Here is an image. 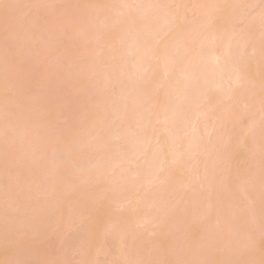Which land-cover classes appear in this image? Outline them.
<instances>
[{"label": "bare ground", "instance_id": "obj_1", "mask_svg": "<svg viewBox=\"0 0 264 264\" xmlns=\"http://www.w3.org/2000/svg\"><path fill=\"white\" fill-rule=\"evenodd\" d=\"M4 1L5 3H10L11 1L12 5H16L19 0ZM65 1L67 4L68 0H64V2ZM90 1L89 3L88 1H80L82 3H80L79 6H75L76 2L79 3L77 0H75L71 6L67 4L68 13H63L65 15L67 13V17L60 16L63 17V20L68 22V27H66L69 29L70 33L73 32L72 37H75L78 41L81 39L79 43L82 42L83 44L78 48L79 50L77 49L76 54H74L76 57H70L68 53L64 54L63 57L61 54L63 48L60 47V45L59 49H62L58 51V55L66 58V60L72 59L73 57L81 59L89 55V52L86 51L88 45L95 46L94 48H96V57L91 58V60H89V58L85 59V64L83 63L81 66L82 68L79 70L80 73L84 74L83 72H85V74L89 75L87 77V75L84 74V77L88 79L92 78L90 82L93 89L89 87L87 89L88 92L86 90L87 93L84 92L85 90L79 92L80 98L85 99V102H82V99L80 101L83 104H87L86 108L83 105H79L76 101H70L68 98V101L65 100L63 95L61 98L59 97L61 95L58 96L59 98L55 96L57 99L53 97V95H57L59 92L56 84L59 83L60 79H62L61 81L63 83H66V79L68 80L69 78L68 75L72 73V71H70L71 73L69 72V69L73 66L70 65L72 63L71 59L68 61L69 63L67 62V64L64 65L66 67L62 68L63 70L61 69L62 65L59 68L60 73L63 72L60 77V74L57 72L59 70H57L56 67L52 69L53 65L51 69H48V67L45 69L44 67H40L41 64L39 62L33 61L34 63L37 62L40 64L39 67L40 69L42 68L40 70L37 63L35 66L32 60H30L31 62L29 61L30 58H28V55L23 57L25 59L21 58L24 54L19 51V47L16 46L15 48L14 45L12 47L10 45L7 48L9 50L6 49V51V47L2 48V46H0L2 48H0V59L5 58L4 61L0 60V63H2L0 64L2 66H0V70L8 68L5 70L6 72L8 71V73L11 72L12 74L14 72V74L16 73L15 75H17V77L12 75V77L16 79L11 77L9 80L5 81L6 83L10 81L8 82L10 85L7 84L14 89V94H16V96L14 95V102L9 104L6 102L7 106H13L10 108L13 109L14 112L6 111L5 113L12 112L10 113L11 116L16 114L17 119L14 121L16 117H12L13 119L5 118L2 114V112H4L3 108H1L2 112L0 110V115H3V117L1 116L0 119L4 118L5 124L3 121H0V126L3 124L4 127L8 125L5 127V129L7 128L6 130L2 129L4 127H0V129L4 131L3 134H5H2L3 137L0 138V142L3 143L0 144V147L6 144L5 139H9L8 141H10V143L7 142L8 149L6 148V150H9L10 153L13 151L11 154L12 157L15 156L13 159H17L19 153V158L21 159L23 156L27 158L29 155V158H25L24 162L22 161L25 166H22L23 163L20 159H17L20 163L17 165V160L14 161L10 159L12 158L11 155H9L10 153L7 152L10 156L9 158L4 151V147L0 148V165H2L1 162L6 164L4 168L6 169L5 171L4 169L1 171L2 166L0 167V178L2 175L7 178L6 174H8L10 180L9 182L7 178L6 184H4L3 176L1 179L2 181H0L1 186L4 184L2 188L0 186L1 194L4 192L2 196L0 195V197H4L0 199V201L9 197L8 201L3 202L4 204L0 202V238H2L0 241L2 240L1 242L6 245L7 243L9 244L12 241L16 242L17 240V246L21 247V239L24 236L20 234L27 231L25 226L22 227L21 225H26L28 229L30 228L31 231L29 230L30 232H28L32 235H39L41 233L39 235L40 237L50 224L58 226V222H61V226L63 227L66 224L65 220H68L66 217L68 215L65 214V211L66 213L68 212L69 215L70 213L74 214L73 211L70 212L72 209H70V207H73L72 205H70V207L68 206V208L66 207L68 203L72 201V198L78 199V197L82 194L84 195L86 191L88 192L87 189L86 191L83 190V186L84 188H89L93 183L96 187L92 185L93 187L91 186L89 189H97V186H99V189H97V191L94 189L95 196H92V190L89 191H92L90 196L93 198L86 193L88 194L86 195L87 198H85L86 201L82 200V202H86V205L82 204V207L80 206L82 203L81 201L79 202L80 204H77L75 200L73 201V204L77 205H74L75 207H81V209L79 208L80 210L78 209L79 212H76V221L74 220V223L77 225L68 221L67 223L69 226L65 225L67 227H64L67 228L66 230L72 231L74 233L73 235L77 238L79 235L77 236V233L75 234L76 231L73 229H76L82 224L81 227H83L81 229L84 230L83 228L86 226V222L95 220L96 218L93 223L91 222V225L94 226V229H97V232L100 231V236L97 237L99 234L96 236L93 232V227H90L91 230H86L84 233L86 237H82V241L79 240L81 242H73L75 246L78 244L76 246L77 248L72 244V241L76 239L72 240V238L69 237L71 239H68L67 242L64 243L66 245L62 246L61 250L57 246L55 249L59 250H55L56 252L54 254L52 253L53 255L50 254L51 256L46 259L50 264H66L67 260L65 255H63V253L65 254L64 248L71 247L72 245V250L75 249L73 252L78 254L76 255L78 258L80 257V259H77L81 260L79 264H83V262H87V264H98L99 262L96 260L94 261V258L98 257V255L104 251L103 243H105L106 240L103 239V236H107L108 241L111 242V244H115L117 250L121 253L125 249V251H127V248H124L125 245L128 247L127 243L125 244V239L127 240V236L131 237V239L134 237L135 232L133 229L135 228H142V230L147 228L146 230L149 234L151 233L150 239L153 241L149 239V242L147 240L148 244L145 241L146 245H144L145 243L143 242L142 244L140 243L142 248L145 246L148 251L157 246L160 241H163L159 240V238L161 239V237H164V240H166L165 234L163 233L166 232L168 238H170V235L174 236L172 237L173 241L169 242L165 248L163 247L162 249L160 246L157 249L158 251H163V256L159 259L160 255H158L159 258L156 257V261H168L172 262V264L176 261L194 262V264H224L226 261L233 262V264H247V262L259 264L261 259H264V232L261 230L262 220H264V195H262L261 188L262 152H264V120H262L261 112V100L264 98V55H262V52H264V23H262L261 19L262 10L259 11V8H257L259 7L258 4L260 0H102V2H98L97 0L101 8L94 0L93 2L91 1L92 3ZM94 3L96 5H94ZM91 4L93 7H90ZM80 5L83 7H80ZM67 6H65L66 9ZM86 6H89L91 11L85 9L84 7ZM89 7L86 8L89 9ZM79 8H81L80 11L82 13L78 10ZM82 9L85 11L83 12ZM72 10L74 14L75 12H79V15L76 13L74 17L73 13H71ZM87 11H89V13ZM92 11L94 12L92 13ZM53 12H50L52 19L56 14ZM2 13L3 9L0 8V14L3 15ZM1 15L0 17H2ZM59 15H62L61 12ZM3 17L5 19V13ZM191 18H193V20H191ZM63 20L62 22L64 23L65 21ZM4 21L5 20H0L1 24L3 23L4 25ZM32 23L33 21L30 22L31 25ZM13 25L16 26L15 24ZM47 25L48 24L44 25V28L49 30L51 24L46 27ZM36 27L37 26H34V28ZM10 29L12 30L13 26L9 28V31ZM14 30H16L15 27ZM50 30V33L47 34L49 32L47 31L46 34L48 35V39L52 37V40L58 38L57 36L63 34L65 31L62 27L60 30L61 33L51 35L54 34L55 31L53 32L52 27ZM16 31H13V34H16ZM54 42L57 41L54 40ZM50 46L54 47L55 43L53 44L52 42ZM17 48L18 50H16ZM81 48L84 50H81ZM13 50L21 54H15L14 56V53H10V51L12 52ZM80 52L82 55L85 52V55H80ZM4 53L6 54L4 55ZM8 54L11 55H9L10 58ZM67 55L70 58H68ZM6 57H8L7 61L9 63H7ZM58 60L59 59H57V62H59ZM29 62L30 64L27 65ZM21 63L26 69L22 68ZM67 66L69 69H67ZM100 68H105V70ZM30 69L31 71H29ZM37 69L42 72L44 70L43 74H38L36 71ZM46 70L47 72H45ZM25 71H29V73L27 74ZM36 72L40 79L39 82L41 81V83L38 84V88L35 87L36 82L34 83L32 81L34 86L32 85L33 83H30V80L33 78H28L29 82L26 78L31 73L34 75L31 74V76L36 78ZM79 72L78 74H80ZM24 73L27 75H23ZM44 73L46 74L44 75ZM19 74L23 75L22 80H25L24 83L28 82L27 87L30 85V87L33 86L35 89L37 88L36 92L42 97L39 104L41 103L42 105L37 104V99H32L35 96L32 97L33 94L28 92L31 91L32 88L30 89L29 87L27 91L26 87L23 90H26L25 94L21 90L22 88L18 87L20 84L18 85L17 82H21L22 78V76L19 77ZM8 75L10 76V73ZM39 75L43 78L42 80ZM70 76V82L66 84H70L74 81L75 87H73L74 85L72 84H70V86L77 92V90H80L78 82L82 79L81 76L83 75H80L78 78L72 74ZM73 77L78 81L77 83L73 80ZM17 78H20V80ZM63 78L65 81H63ZM12 79L14 82H11ZM15 82L17 84H14L16 87L13 85ZM6 83H4L5 89ZM66 84H62L63 86L60 85V87L64 88ZM98 86L99 88H97ZM54 89L58 91L55 94L53 92ZM101 90L104 92L107 91L110 97H105L107 93L104 92L103 94L106 95H102ZM96 91L98 94H100L99 92L101 91V94L98 95ZM61 92L58 94H61ZM0 93L1 96L4 94V92ZM27 93L28 95L30 94V97ZM5 94L3 95L4 101L6 100ZM50 94L52 95L51 98H53V103L51 99L49 100ZM29 99L34 101L37 105H34ZM54 99L57 101L55 102ZM48 101H50V103ZM29 102L32 104L27 107L28 104L30 105ZM44 103L47 105L43 106ZM55 103L56 106L53 105ZM52 105L56 107H53L54 110H56L55 112L52 110L53 108H51ZM35 106H37V108H33ZM47 106L50 108L49 110L47 109L49 111L47 112L50 114L51 110L53 113L58 111L57 114L59 115H55L61 120H63L62 118L66 120L69 116L72 118L73 114L69 115V112L72 113L69 109H76L77 113L80 114L79 118H74V120L78 119V121H76L77 126H79L78 124L83 126V122L88 123L89 119L93 121V123L89 121L92 129H86L89 126L87 127L85 125V127H82L90 134L88 135L86 132L89 138L87 136L88 139L87 142H85L86 144H84L85 146H83V148L81 146L80 148V150H82L80 151L82 154H79L81 162L77 160L78 158L75 160L78 164V162L83 163V159H86L85 162L87 163L85 166H87V168H85L84 171H78V175L76 176L75 173L74 175L72 174V172H74L72 170H74V167L77 165L76 163L74 164V158L78 155H76V149L78 151L79 148L71 149L72 140L70 136L72 135L73 139L75 134L73 135L72 133L76 132H72V130L74 127V130H77L75 123H73L74 120L71 119L70 121V118L66 120L67 124L69 122L72 123L66 125V127H68L64 128V130H67L62 132L69 135L68 138L63 134V139H68L65 140V142L61 140V136L58 138V132L61 131H57V134L56 131L48 130L57 134L50 133V135L52 134V136L49 137L50 141L56 137L61 140L63 144L62 145L60 142H58L60 144H57L56 139V141H53L54 143L49 142L53 144V147H50L51 152L56 148L54 146L61 145L57 146L59 150L56 148L57 150L55 149L52 153L49 150H45L49 148L46 146L50 145L46 143V140L43 142L44 140L40 139L41 141L37 142L41 134H43L42 137H45V135L47 137L48 135L46 132L47 130H44L46 134L42 133L45 128L41 127L42 130H40V126L44 123L40 122L41 125L39 123L40 126L37 125L36 123L39 121V118L32 124L27 125L28 122H25L31 119L33 114L37 116L36 113H40L39 115H48L45 109L48 108ZM76 106L79 107L80 110L83 109L81 111L82 113ZM25 107L29 109L32 107L31 110L35 111V113L30 110V116L25 114V110L27 109ZM38 107H40L41 110ZM42 107L45 110L42 109ZM225 108H230L232 110L236 120H223L222 122L221 118ZM28 112L29 110H27L26 113ZM83 114H86V117L83 116ZM87 114H90L89 116L93 118L87 116ZM247 115H252V118L246 125H242L241 121L243 117ZM7 117H10V115L8 114ZM84 117L86 119L89 117L87 119L88 121H86V119L83 120ZM94 118L96 120H94ZM10 119H12V122L15 124H9L7 123L8 121H5ZM79 120L82 121V123ZM96 121L97 123H102L97 126L95 123ZM87 123L85 124L88 125ZM73 124L75 125L74 127ZM25 125L27 127L32 125L31 127L34 126V128L36 125L41 132L36 127L35 129L38 130V132L35 131L38 135L36 136L34 130L26 128ZM193 126L197 129L198 136L196 137L192 134ZM110 128L111 130L109 132L108 130ZM226 128L231 130H229V132L226 130V137L221 139V134ZM213 129H215V131H213ZM1 130L0 133H2ZM7 130L8 132L6 133ZM31 130L34 133L31 132L30 134ZM69 130L70 132L68 134ZM8 133H13V136ZM208 133H212L211 136H209ZM31 136L36 145H33V140L29 142V139H32ZM12 138L15 140L13 141ZM237 141H239V143H237ZM41 142L45 146L41 145ZM110 143L113 144L112 147ZM224 143H229L230 145L227 152L222 148ZM12 144L14 146L16 144V148L19 152L18 150L16 151ZM12 146L13 149L11 150L10 147ZM43 147L46 148L44 149ZM37 148L45 152L43 154L46 158L48 157V153H50L47 162H45V158L44 161L41 160L44 156L37 154L38 151L39 153L41 152ZM238 152L241 153L242 157L241 159L240 157L237 158V160H241L240 162L243 164L239 167L238 165L240 162L238 160V167L235 168L236 161L233 159V156L235 153L238 154ZM73 155L75 156L73 157ZM55 156H57V158L61 156L63 159L60 158L62 160L58 162ZM30 157L32 159L36 158V160L30 161ZM110 157H113V160H110ZM6 158H9V162H5L7 160ZM50 158L52 160H50ZM53 158L56 161H54ZM2 159L6 160L4 161ZM34 161L36 163H32ZM38 161H40L39 165L37 164ZM51 161L54 164H52ZM26 163L30 164L28 165L30 169H37V172L41 173L38 174L40 179L36 171V173H34L33 170H31L30 174L28 173L30 169L28 170ZM31 163L32 165L37 164V168L34 167L35 165L32 167ZM46 163H49L48 165H50V167L46 165ZM8 164H11V169ZM19 165L21 166L19 167ZM45 165L48 168H45ZM71 165H75L72 166L73 169ZM231 165L234 166V169ZM40 166L42 170L45 168L43 172ZM24 167L27 168L28 171L24 169ZM7 168L11 170L12 174H10V171L4 174ZM28 176L32 180L28 181ZM36 178L41 180L39 181L40 183L42 181L44 183L46 182L45 185L41 183L42 187L37 188L40 184ZM71 180H73V182ZM34 182H38L36 187ZM89 182L91 184L87 187ZM102 183L106 185L104 188L107 194L105 193L106 191L102 192ZM85 184L87 186H85ZM7 185L9 186L6 187ZM6 188H8L7 190L14 189V191L9 190L10 194L13 193L14 195V192L17 194L14 195L16 197L12 196L13 200H11L12 198L10 199L12 194L10 195ZM74 188L78 189V191L83 190L84 192L79 191V193H77V190ZM2 189L6 191H2ZM36 189H39L40 193L39 190L35 191ZM65 189L68 190L66 191ZM111 191H113V193H111ZM70 192L76 194L77 197H75L73 193L70 194ZM97 192L101 194L97 196ZM103 193L107 196L104 197ZM41 194L44 196H41ZM63 194H69L68 196L72 195V197H70V199L66 197L67 195L65 196ZM108 194H110L109 197ZM112 194L113 197L111 196ZM60 195L61 198L62 195L64 198L66 197L67 201L61 199L59 197ZM102 196L106 199L108 198L107 200L103 199L104 201L106 200L105 202L107 204L110 202L109 204H111V206L109 205V207H111V209L113 208L111 211L108 210L109 208L107 205L106 212H101L106 208L105 205H101L103 201ZM45 197L46 200H44ZM98 200L101 201L100 204ZM89 201H91L93 205ZM88 203L91 204L92 207ZM9 204L11 206H8ZM5 205L11 207L12 214H17L19 212L18 217L15 215L11 216V218L14 217L17 219L10 218L9 221L13 223L15 220L17 223L14 222L11 224L9 222L12 225L9 226V229H6V221L2 218L5 215V209H9ZM60 205L64 210L61 209V211L58 212L57 209L59 210ZM98 205L104 206V208L99 211L100 208H95L99 207ZM119 207L121 210L117 209ZM45 208L50 211L53 210L51 213H55L56 216L52 213L50 216L51 218L44 217L50 215L48 214L50 213L48 210L46 213L48 215L43 213ZM82 208V214L85 212V218L80 213ZM107 211L112 213L109 214ZM178 212L180 214H178ZM95 213L101 221L99 222L102 226L96 225V223H98V218ZM27 214L29 217L26 216ZM52 217H55V219ZM52 219L54 222L56 219L57 220L54 223ZM78 220L81 222L78 223ZM197 220L199 221L196 222ZM201 221L202 224L200 223ZM82 222L85 223L83 224ZM36 224H38V226L40 225V227ZM73 224L74 226H72ZM70 225L72 229H70ZM34 226L37 227L33 230ZM95 227H99V230ZM19 228L20 231L17 230ZM102 228H104V230ZM21 230L24 231L22 232ZM79 230L80 229H77V232ZM159 231L160 233H157ZM79 232H81V230ZM82 232L81 234H83ZM11 234L15 237H11ZM18 235H20V239H18ZM8 236L9 239H7ZM260 238H262V240ZM101 240H104L103 243ZM155 240L158 244L155 243ZM18 243H20V245H18ZM3 244L0 243V246H3ZM26 244H28L26 245L28 247H26L27 252L24 253L25 249L22 250L17 247L19 248V250H17V252L19 251L17 255L22 254L21 257L23 258L26 254L23 260H38L35 254L39 255L40 251H42L40 244L35 243L36 245L33 247L31 246L32 243L26 242ZM261 244L263 245L262 247ZM22 247H25V245ZM87 248L88 250H90V248L92 249L91 256H89ZM142 250L145 251L146 249ZM85 251L88 252L89 258ZM125 251L122 252L120 256L116 255L117 259L115 260L119 261L117 263L113 262L114 264H118L121 260L126 262V257H124ZM138 251L136 250V252ZM158 251L155 252L157 253ZM139 252L141 253V251ZM94 253L95 257H93ZM17 255L15 260H22ZM102 255L104 256V252ZM90 258L93 260L91 261ZM130 260L136 261L135 258ZM147 261H151V259L148 258Z\"/></svg>", "mask_w": 264, "mask_h": 264}, {"label": "rangeland", "instance_id": "obj_2", "mask_svg": "<svg viewBox=\"0 0 264 264\" xmlns=\"http://www.w3.org/2000/svg\"><path fill=\"white\" fill-rule=\"evenodd\" d=\"M7 1H8V0H7ZM74 1H75V0H68V3H67L68 6H69V4H70V6H71V4H72ZM77 1H78L79 3H77V2H76V4L74 3L75 6H76V5L79 6V4L82 3V2H80V1H84V2L88 1V3H89L90 0H86V1H85V0H77ZM91 1L93 2V0H91ZM91 1H90V2H91ZM99 1L102 2V0H98V2H99ZM4 2H5V1H4ZM84 2H83V3H84ZM92 2H91V3H92ZM94 2H95V3H98L97 0H94ZM247 2H249V1H247ZM6 3H7V2H6ZM10 3H11V1H10ZM10 3H9V4H10ZM88 3H87V4H88ZM95 3H94V5H96ZM249 3H250V2H249ZM11 4H12V3H11ZM67 4H66V1L64 2V0H63V1H61V0H60V1H59V0H19L18 3L16 4L18 7L14 8V9H12V10L10 11V12H11V17H12L11 25L13 26V29H12V30L10 29V31H11L12 34H13V31H16V30H17V31H16V34H15V33L13 34L14 39H12V40L9 41L10 44L8 45V47H9L10 45H11V47L14 45L15 48H16V46L19 47V51H20L22 54H24V56L21 55V56H22L21 58H23V57H25L26 55H28V56H29L28 58H30L29 61H30V60H32V62H33V61H37V62H39V63L41 64V66H40V64H38V63L36 62V63L38 64V67H39V66L42 67V68L44 67L45 69L48 67V69H49V68L51 69V67H52V65H53L52 69H55L54 67H56V69L59 70V71H57V72H58V74H60V77H61V74L63 73V72H62V70H63L62 68H65V67H66V66H64V65H66L67 62L71 59V58H70L71 56H74V54H76L77 49L80 48L81 45H83L82 42L79 43L81 39L78 41L77 39H75V37H74V38L72 37V35H73L72 33H73V32L70 33V32H69V29H67V27H68V26H67V23H68V22H67L66 20H63V17H65L66 15H68V14H67V13H68V12H67V11H68V6H67ZM98 4L100 5V3H98ZM72 5H73V4H72ZM65 6H67V9H66ZM75 6H73V7H75ZM81 6H82V5H80V7H81ZM258 6H259V7H257V8H259V11L264 10V5H262V0H260ZM82 7H83V6H82ZM86 7H89V6H86ZM86 7H84V8L87 9V10H90V7H93V6H92V4H91V6L89 7V9L86 8ZM95 7H96V6H95ZM69 8H70V7H69ZM71 8H72V7H71ZM84 8H83V9H84ZM98 8H99V7H98ZM100 8H101V5H100ZM65 9H66V10H65ZM72 9H73V8H72ZM83 9H82V10H83ZM96 9H97V8H96ZM96 9H95V10H96ZM69 10H70V9H69ZM73 10H74V9H73ZM73 10H72L71 13L74 12ZM78 10L80 11L81 8H79ZM53 11H54V12H53ZM84 11H85V10H83V12H84ZM90 11H91V10H90ZM96 11H97V10H96ZM259 11H258V12H259ZM50 12L56 13L55 16H53L54 14L52 15V16H53V19H52V17L50 16ZM60 12H61L62 15H59ZM65 12H67L66 15L63 14V13H65ZM87 12L89 13V11H87ZM93 12H94V11H92V13H93ZM76 13H77V12H75V14H76ZM78 13H79V12H78ZM78 13H77V15H79ZM80 13H82V12L80 11ZM88 13H87V14H88ZM92 13H91V14H92ZM2 14L4 15V10H3V13H2ZM75 14L73 13V16H74ZM87 14H86V16H87ZM0 15H1V14H0ZM3 15H1L2 17H0V20H1V21L5 20L4 17H3ZM71 15H72V14H71ZM60 16H63V17H60ZM88 16H89V15H88ZM50 17H51V18H50ZM66 17H67V16H66ZM74 17H75V16H74ZM251 17H254V16H251ZM2 18H3V19H2ZM60 18H61V19H60ZM32 19H33V20H32ZM64 19H65V18H64ZM62 20L65 21L66 23H65V22L63 23ZM191 20H193V18H191ZM31 21H33L32 25L30 24ZM13 24H15L16 26H14ZM34 24H35V25H34ZM46 24H48V25L51 24V27H52V29H53V32L55 31L54 34H51V35H55L56 33H57V34H58V33H61L60 30H61L62 27L65 29V31L63 30V31H64L63 34H59V35L57 36L58 38L54 39V40L57 41V42H54V40L51 39L52 37L50 38L51 41H50V39H48V37H47L48 35H47V34L50 33V31H51L50 28H51V27L49 28V30H48V29L46 30V29L44 28V25H46ZM0 25H2V26H0V39H1V40H0V41H1V42H0V46H2V48H3V47L5 48V47H6V46L4 45V43H5V42H4V41H5V26H4V25H5V21H4V25H3V23L1 24V22H0ZM11 25H10V28H12ZM30 25H31L32 27H31ZM48 25H47L46 27H48ZM74 25H75V23H74ZM34 26H37V27L34 28ZM66 26H67V27H66ZM14 27L16 28V30H14ZM29 29H30V30H29ZM44 29L46 30V32H47V31H49V32L46 34V32H45ZM72 30H73V29H72ZM53 32H52V33H53ZM49 36H50V35H49ZM53 37H54V36H53ZM55 37H56V36H55ZM2 39H3V40H2ZM48 41H50L51 43L48 42ZM82 41H83V40H82ZM2 42H3V43H2ZM52 42H53V44L55 43V46H54V47H53V46H50V45H52ZM1 43H2V44H1ZM14 43H15V44H14ZM56 45H57V47H56ZM59 45H60V47L63 48V49L60 48V49H62V51H61L62 56L64 57V54H67V53H68V54H70V57H69L68 55H67V56H68V58H70V59H67V60H66V58H63V57H61V55H60V56L58 55V51L60 50V49H59ZM55 47H56V48H55ZM82 47H83V46H82ZM94 47H95V46H91V45L89 46V45H88L86 51L89 52V55H86L87 57H84V58H81V59H76V58H74V57H76V56H74V57L71 59L72 63L70 62V63H71L70 65H73L72 68H70L71 70H70L69 67L67 66V69H69V72L72 71V73H71V72H70V73H71L73 76H75V77L78 78V77H80V75H83V76H81L82 79L80 80L82 83H81L80 81H79V82L76 81L75 78L73 77V80H75L76 83H77V82L79 83L78 85L80 86V90H77V92L74 91V89H73V87H75V84L73 83L74 81H73L72 83H70V84L74 85L73 87L70 86V84H66L67 82H68V83L70 82V81H69V80L71 79V76H70L71 74H70V75H68L70 79L68 78V80L66 79V81H65V79L63 78V81H65L66 83H63V82L61 81L62 79H60L59 83L56 84V85L58 86V88H60V89H58V88L56 87L57 90H59V92H61V91H62V92H61V94H58L59 92H58L56 89H54V90H53L54 94L58 92L57 95H53L54 98H55V96L58 97L59 95H61V96H59V97L61 98L62 95H63V98H65V100L68 101V99H69L70 101L72 100L73 102L76 101V102L79 103V105H83V106L86 108V105H87V104H83V103H82V102H85V101H84L85 99H84V98H80L79 92H81L82 90H85L84 92H86V90H87L89 87H92V86H91L92 84H91V82H90V79H92V78L88 79V78L84 77L85 72H83L84 74H82V73L79 72V70H80V68H82V67H81L82 64H83L84 62H86V61H84L85 59L89 58V60H91V58L96 57V53H95V49H96V48H94ZM0 48H1V47H0ZM2 48H1V49H2ZM52 48H54V49H52ZM57 48H58V50H57ZM97 48H98V47H97ZM11 49H12V48H11ZM3 50H4V49H3ZM5 50H6V48H5ZM7 50H9V49H7ZM7 50H6V51H7ZM16 50H18V48H17ZM16 50H15V51H16ZM78 50H79V49H78ZM81 50H84V49L81 48ZM13 51H14V50H13ZM13 51H12V52L10 51V53H14V56H15V54H18V53H19V52L16 53L15 51H14V52H13ZM3 52H5V51H3ZM8 52H9V51H8ZM88 52H87V53H88ZM96 52H97V51H96ZM21 53H20V54H21ZM5 54H6V53H4V55H5ZM20 54H18V55H20ZM59 54H60V52H59ZM9 55H10V54H8V56H9ZM12 55H13V54H12ZM77 55H78V54H77ZM80 55H82L81 52H80ZM83 55H85V52H84ZM83 55H82V56H83ZM97 55H98V53H97ZM10 56H11V55H10ZM10 56H9V58H10ZM16 57H17V56H16ZM7 58H8V57H6V61L8 60ZM28 58H27V59H28ZM2 59H3V60H2ZM2 59H0V60H1V61H4L5 58H2ZM23 59H25V58H23ZM27 59H26V60H27ZM57 59H59V60H58L59 62H57ZM10 60H11V59H10ZM89 60H88V61H89ZM1 61H0V62H1ZM88 61H87V62H88ZM13 62H14V61H13ZM30 62H31V61H30ZM30 62L27 63V65H29ZM56 62H57V63H56ZM92 62H93V61H92ZM7 63H9V62L7 61ZM10 63H11V62H10ZM14 63H15V62H14ZM33 63H34V62H33ZM36 63H34L35 66H36ZM55 63H56V64H55ZM68 63H69V62H68ZM0 64H2V63H0ZM84 64H85V63H84ZM13 65H15V64H13ZM31 65H32V63H31ZM42 65H43V66H42ZM54 65H55V66H54ZM61 65H62V67H61ZM0 66H1V65H0ZM8 66H9V65H8ZM21 66H22V68H24V66L22 65V63H21ZM32 66L35 68L34 65H32ZM57 66H58V68H57ZM97 66H98V65H97ZM103 66H104V64H103ZM1 67H2V66H1ZM40 67H39V69H40ZM60 67H61V69H62V70H61L62 73H60V69H59ZM104 67H105V66H104ZM30 68H31V67H30ZM34 68H31V69H34ZM42 68H41V69H42ZM97 68H98V67H97ZM3 69H4V68H3ZM3 69L0 70V71H1V72H0V79H1V80H0V92H4V94H5V90H6V89L4 88V83H6L5 81H6V80H9V78H11L12 75H15L16 73L14 74V72H13V74H12L11 72H9V73H10V76H9V75H8V74H9L8 71H7V72L5 71V70H7L8 68H7V69H4V70H3ZM24 69H26V68H24ZM28 69H29V67H28ZM31 69H30L29 71H31ZM39 69L36 70V71L38 72V74H41V73L43 74L44 70H43V72H42V71H39ZM41 69H40V70H41ZM100 69H102V68H100ZM100 69H99V70H100ZM34 70H35V69H34ZM34 70H32V71H34ZM102 70H105V68L102 69ZM2 71H3V72H2ZM4 71H5V72H4ZM18 71H19V70H18ZM29 71H28V72L25 71V72L28 74ZM51 71H53V70H51ZM55 71H56V70H55ZM55 71H54V72H55ZM16 72H17V71H16ZM19 72H20V71H19ZM34 72H35V71H34ZM37 72H36V74H37ZM45 72H47V70H46ZM78 72H79L80 74H78ZM3 73H4V74H3ZM5 73H8V74H5ZM17 73H18V72H17ZM20 74H21V73H20ZM20 74H19V77L22 76V78H21V82L18 81L17 83H18V85L20 84V86H18V87L22 88V89H21L22 91L27 87V84H28L30 78H33V79H34V80H33V79L30 80V83L32 84L33 82H34V83L36 82L35 87H37V88L39 87L38 84L41 83V81L39 82L40 79L38 78V74L36 75V78H34V77L31 76V74L33 75V73H31L30 75H28V77H26V78H27V79L29 78V79L27 80L28 82H26V83H24L25 80H22V79H23V75H27V74H25V73H24L23 75H20ZM45 74H46V73H44V75H45ZM58 74H57V75H58ZM68 74H69V73H68ZM85 75H87V74H85ZM6 76H7V77H6ZM8 76H9V77H8ZM33 76H34V75H33ZM42 76H43V75H42ZM58 76H59V75H58ZM88 76H89V75H87V77H88ZM15 77H17V75H15ZM15 77H14V78H15ZM39 77L41 78V75H39ZM60 77H59V78H60ZM7 78H8V79H7ZM12 78H13V77H12ZM14 78H13V79H14ZM57 78H58V77H57ZM65 78H66V77H65ZM13 79L11 80V82H14ZM15 79H16V78H15ZM17 79L20 80V78H17ZM42 79H43V78H41V80H42ZM57 80H58V79H57ZM57 80H56V82H57ZM15 81H17V80H15ZM32 81H33V82H32ZM71 81H72V80H71ZM86 81H89L90 83H89V82H86ZM8 82H10V81H7V83H8ZM37 82H38V83H37ZM60 82H61V84H60ZM23 83H24V84H23ZM34 83L32 84L33 86H34ZM80 83H81V85H80ZM8 84L10 85V83H8ZM11 84H12V83H11ZM14 84H16V82L13 83V85H14ZM25 84H26V86H25ZM51 84H52V83H51ZM62 84H63V85L66 84V86H65L64 88H63V87H60V85H62ZM98 84H99V83H98ZM16 85H17V84H16ZM22 85H23V86H22ZM63 85H62V86H63ZM68 85H69L70 87H69ZM14 86H15V85H14ZM21 86H22V87H21ZM33 86L30 87V85H28V87L26 88V90L28 91V88H29V87H30V89H31V88H32V89H33V88L35 89V87H33ZM53 86H54V85H53ZM67 86H68V87H67ZM76 86H77V85H76ZM15 87H16V86H15ZM23 87H24V88H23ZM37 88H36V89H37ZM62 88H63V89H62ZM97 88H99V86H98ZM3 89H5V90H3ZM32 89H31V91H32ZM34 89H33L32 92H31V91H28V92L31 93V94H33L32 97H34V96L36 97V98L34 97L35 99L32 98V97H31V98H32L33 100H36V99H37V100H36V101H38L37 104H39L40 100H42V97H41V95L39 96V93L36 92V89H35V90H34ZM61 89H62V90H61ZM92 89H93V87H92ZM26 90H25V91H26ZM55 90H56V92H55ZM99 90H100V89H99ZM116 90H117V89H116ZM25 91H23V93H25ZM97 91H98V89H97ZM97 91H96V92H97ZM101 91H102V90H101ZM101 91L99 92L100 94H101ZM114 91H115V90H114ZM87 92H88V90H87ZM87 92H86V93H87ZM103 92H104V91H102V95H104ZM115 92H117V91H115ZM115 92H114V94H115ZM14 93H15V92H14ZM16 93H17V92H16ZM36 93H37V94H36ZM86 93H85V95H86ZM104 93H107V95L105 94L106 96L104 95L105 97H107V96L110 97V96L108 95V92H107V91H105ZM4 94H2V96H1V93H0V110H1V108H3V111H4V112H2V110H1V112H2V114L5 116V118L16 117V118H14V121H15V120L17 119V115H16V114H13V116H11L10 113L14 112L13 109H11L13 106H12V107H11L10 105L6 106V100L4 101V99H3V95H4ZM25 94H26V93H25ZM97 94H98V92H97ZM100 94H98V95H100ZM116 94H117V93H116ZM14 95L16 96V94H14ZM19 95H20V94H19ZM27 95H28V93H27ZM27 95H26V96H27ZM117 95H118V94H117ZM117 95H115V96H117ZM261 95H262V94H261ZM15 96H14V97H15ZM17 96H18V95H17ZM28 96L30 97V94H29ZM38 96H39V97H38ZM258 96L260 97L259 93H258ZM29 97H28V98H29ZM51 97H52V95L50 94V98H49V100L51 99V102L53 103V101H52L53 98H51ZM57 97H56L55 99H57ZM59 97H58V98H59ZM38 98H40V99H38ZM67 98H68V99H67ZM5 99H6V94H5ZM55 99H54V100H55ZM81 99H82V102L80 101ZM29 100L31 101V99H29ZM56 101H57V100H55V102H56ZM62 101H64V100H62ZM79 101H80V102H79ZM31 102H33L34 105L36 104L34 101H31ZM48 102L50 103V101H48ZM86 102H87V101H86ZM29 103H30V102H29ZM80 103H82V104H80ZM7 104H9V103H7ZM27 104H28V103H27ZM31 104H32V103H30V105L28 104V106H27V105H26V106L29 107V106H31ZM37 104H36V105H37ZM76 104H77V103H76ZM76 104H74V105H76ZM34 105H33V106H34ZM39 105H42V104L40 103ZM44 105H47V104L44 103L43 106H44ZM50 105H51V104H50ZM53 105L56 106V103L53 104ZM53 105L51 106V108L54 107ZM83 106H82V107H83ZM8 107H9V108L11 107L10 110H9ZM27 107H25V108H27ZM47 107H48V108H45V109H46V114H48V115L45 116L44 114H43V115H39L40 113H39V114L36 113L37 116L33 114V115H32L33 117H31V119H28V120H26V121L24 120V121H25V122H28V123H27V125H28V124H32V123L36 122V121L38 120V118H39V121H38L36 124L39 125L40 122H41V123H44V124H42V126H40L41 124L39 125V126H40V130H42L41 127L45 128V129H43V132H42V133H45V131L47 130L46 132L48 133L49 136L47 135V137H46V135H45V137H42L43 134H41V135L39 136V137H40L39 140L37 139V142H38V141L40 142V141H41L40 139H43V140H44L43 142H45V140H46V143H47V144H50L51 142L57 140V144H60V143L62 144L61 140H64V139H63V136H64V135H65L66 137L69 136V135H66V134H64V133H62V132H64L65 130H67V129L64 130V128H67V127H68V126L66 127V125H69V123H72V122H69V121H68L69 123L67 124V121H66V120H68V119L70 118V116H69V118H67V119L65 118L66 120H64V118H62L63 120H61L60 118L57 117V115H59V114H57L58 111H57L56 113H53V111H52V110H54V108H56V107H54V108L51 110L52 112L50 111V114L48 113V112H49L48 110H49L50 108H49V106H47ZM72 107H74V106H72ZM72 107H71V108H72ZM84 107H83V108H84ZM25 108H24V109H25ZM33 108H37V106H35V107H33ZM38 108H40V107H38ZM74 108H75V107H74ZM76 108L79 109V107H77V106H76ZM31 109H32V107H31ZM31 109L27 108V109L25 110V114H27V115L30 116V113H31V112H34V113H35V111H32ZM42 109H44V108L42 107ZM45 109H44V110H45ZM47 109H48V110H47ZM57 109H58V107H57ZM78 109H77V110H78ZM27 110H29L28 113H26ZM30 110H31V112H30ZM33 110H34V109H33ZM40 110H41V108H40ZM40 110H38V111H40ZM73 110H75V111H73ZM73 110H72V109H69V111H72V113L69 112V115H72V114H73V115H72V118H70V121H71V119L74 120V118L76 119V118H79V116H80V114L77 113L76 109H73ZM79 110H80V109H79ZM79 110H78V112H79ZM82 110H83V109H81L80 112H81ZM6 111H12V112L5 113ZM36 111H37V110H36ZM47 111H48V112H47ZM55 111H56V110H54V112H55ZM1 112H0V114H1ZM23 112H24V111H23ZM81 113H82V112H81ZM8 114L10 115V117H7ZM22 114H23V113H22ZM25 114H24V116H25ZM55 114H57V115H55ZM3 115H0V117H1V116L3 117ZM6 115H7V116H6ZM15 115H16V116H15ZM89 115H90V114H87V116H89ZM91 115H92V114H91ZM20 116H21V115H20ZM41 116H42V117L44 116V117L42 118ZM81 116H82V114H81ZM83 116L86 117V114H85V115L83 114ZM18 117H19V116H18ZM61 117H62V116H61ZM85 117L83 118V120L86 119ZM89 117H92V116H89ZM89 117H87V119H88ZM25 118H26V117H25ZM27 118H28V116H27ZM92 118H93V117H92ZM251 118H252V115L244 116L243 119H242V121H241V124H242V125H246V124L248 123V121H249ZM1 119H2V118H1ZM1 119H0V121H1V122L3 121V123H4V118H3L2 120H1ZM12 119H13V118H12ZM12 119H10L11 122H10V120H5V121H6V122L8 121L7 123H9V124H10V123H14V122H12V121H13ZM18 119H19V118H18ZM22 119H23V118H22ZM59 119H60V120H59ZM87 119H86V121H88ZM73 120H72V121H73ZM91 120H92V119H91ZM94 120H96V119L94 118ZM17 121H19V120H17ZM21 121H22V120H21ZM21 121H20V122H21ZM76 121H78V119L73 121V123H75V125H76V123H77ZM79 121H80V120H79ZM89 121H90V119H89ZM89 121H88V123H87V122H83L85 126H87V127L89 126V127L86 128V129H89V128L92 129V127H90ZM80 122L82 123V121H80ZM90 122L93 123V121H90ZM98 122H99V121H98ZM104 122H105V121H104ZM7 123H6V124H7ZM22 123H23V122H22ZM22 123H21V126H22ZM38 123H39V124H38ZM85 123H87L88 125H86ZM95 123H96V125L98 126V125H99L100 123H102V122L97 123V121H96ZM1 124H2V123H1ZM4 124H5V123H4ZM4 124H3V125H4ZM14 124H15V123H14ZM17 124H18V123H17ZM24 124H25V123H24ZM3 125L0 126V127H4ZM7 125H8V124H7ZM7 125H6V126H7ZM75 125L73 124V127H74ZM78 125H79V126L76 125L77 130H74L75 127H74L73 130H72V132L75 131L76 133H72V132H71L73 135L75 134V135L73 136V139H72V135H70V136H71V140H72V142H71V145H72V146H71V149L79 148L78 151H77V149H76V155L78 154L77 156H79V157L73 155V157H74V156L76 157V158H74V161H75L74 164L76 163V160H75V159L78 158L77 160H78V161L80 160V155L82 154V153L80 152V151H82V150H80V148H81V146H82V148H83V146H85L84 144H86L85 142H87V139L89 138L88 135L90 134V133L87 132V130H86L85 128H82L84 125H83V126H80V124H78ZM81 125H82V124H81ZM111 125H112V124H111ZM226 125H227V124H226ZM6 126H5V127H6ZM16 126H17V125H16ZM18 126H20V125H18ZM25 126H26V125H25ZM31 126H32V125H30V126H28V127L26 126V128H30V129L34 130V132H35V131L38 132V130H39V129H38V126L35 125V128L37 127L38 130H36V129L34 128V126H33V127H31ZM85 126H84V127H85ZM113 126H114V125H113ZM5 127L2 128V129L6 130L7 128L5 129ZM110 127H112V126H110ZM90 129H89V130H90ZM113 129H114V128H113ZM113 129H112V130H113ZM233 129H234V128H233ZM0 130H1V129H0ZM32 130L30 131V134H31V132H33ZM40 130H39V131H40ZM44 130H45V131H44ZM48 130H50V131H54V132L56 131V133H57V131H61V132H58V133H59L58 138H60V136H61L62 139L59 140V139L56 138L55 135H54V137H55L56 140L53 138L54 140L51 139V141H50L49 137L52 136V134L50 135V133H53V132H50V131H48ZM110 130H111V128H110L108 131L110 132ZM226 130L229 132V130H231V129L226 128L225 131L222 132V134H221V139H224V138L226 137V132H227ZM9 131H10V130H9ZM1 132H2V133H0V138L3 137L2 134L4 133V131L1 130ZM7 132H8V130L6 131V133H7ZM34 132H33V133H34ZM40 132H41V131H40ZM69 132H70V130L68 131V134H69ZM86 132H87L88 135L86 134ZM89 132H90V131H89ZM56 133H53V134H56ZM58 133H57V134H58ZM61 133H62V134H61ZM66 133H67V132H66ZM91 133H92V132H91ZM8 134H11V133H8ZM8 134H6V135H8ZM12 134H13V133H12ZM12 134H11V136H13ZM34 134H36V132H35ZM34 134H33V135H34ZM45 134H46V133H45ZM57 134H56V135H57ZM63 134H64V135H63ZM3 135H5V134H3ZM33 135H32V136H33ZM11 136H10V137H11ZM32 136H31V137H32ZM36 136H38V135L36 134ZM87 136H88V138H87ZM10 137H9V138H10ZM4 138H5V136H4ZM29 138H30V135H29ZM34 138H35V135H34ZM44 138H45V139H44ZM68 138H69V137H68ZM12 139H13V141L15 140L14 138H12ZM12 139H11V141H12ZM2 140H3V141L6 140V142H5L6 144H5L3 147H4V149H5L4 151H5L6 154H7V152H9V150H6V148L8 147V146H7V144H8L7 142L10 143V141H8L9 139H5V140L2 139ZM31 140H33V142H32V143H34L33 145H36L35 142H34L33 137H32V139H29V142H30ZM35 140H36V139H35ZM65 140H68V139H65ZM65 140H64V142H65ZM231 140H232V139H231ZM3 141H2V142H3ZM49 142H50V143H49ZM58 142H60V143H58ZM11 143H12V142H11ZM53 143H54V142H53ZM0 144H3V143L0 142ZM29 144H31V143H29ZM37 144H39V143H37ZM40 144L43 145V146H45L44 144H42V142H41ZM111 144H112V143H110V146L112 147L113 144H112V145H111ZM12 145H13V144H12ZM31 145H32V144H31ZM41 145H40V147L42 148ZM50 145H51V146H50ZM50 145H48V146H46V147H47V148H48V147H49V148H50V147H53V144H50ZM55 145H56V143H55ZM62 145H63V144H62ZM10 146H11V145H10ZM13 146H14V145H13ZM13 146L10 147L11 150L13 149ZM37 146H39V145H37ZM37 146H36V147H37ZM57 146H61V145H57ZM57 146H54V147H56V148L58 149ZM68 146H69V145H68ZM73 146H74V147H73ZM3 147L1 146L0 148H3ZM14 147H15V149H16V151H17L18 149L16 148V144H15ZM46 147H43V148L45 149ZM72 147H73V148H72ZM49 148H48V149H45V150H46V151H47V150L50 151L51 148H50V149H49ZM56 148H54V150H55ZM7 149H8V148H7ZM15 149H14V151H15ZM37 149H38V148H37ZM37 149H36V150H37ZM44 149H43V150H44ZM57 149H56V150H57ZM69 149H70V148H69ZM1 150H2V149H1ZM38 150L41 151L40 153H41L42 155L39 153V151H38V152L35 151V152H37V154L40 155V156H44V157H42L43 159H42L41 157H40V158H41V160H43V161H44V158H45V162H47L48 159H49L50 153H48V157H47L48 159H47V158L45 157V155L43 154V153H45V152H43L41 149H38ZM45 150H44V151H45ZM52 150H53V149H52ZM54 150H53L52 152H54ZM58 150H59V149H58ZM4 151H3V153L5 154ZM16 151H15V152H16ZM72 151H73V150H72ZM237 151H238V150H237ZM239 151H240V150H239ZM18 152H19V150H18ZM18 152H17V154H18ZM20 152H21V151H20ZM50 152H51V151H50ZM52 152H51V153H52ZM74 152H75V151H74ZM1 153H2V152H1ZM9 153H10V152H9ZM12 153H13V151H12L9 155H11ZM27 153H28V152H27ZM56 153H57V152H56ZM17 154H16V155H17ZM32 154H35V153H32ZM32 154H31V155H32ZM37 154H35V155H37ZM79 154H80V155H79ZM7 155H8V154H7ZM7 155H6V156H7ZM9 155H8V156H9ZM18 155H19V156L17 157V159H20L21 162H22V161L24 162V159L26 158V156H25V158H24V156H23L22 159H21V158H19V157H20V153H19ZM25 155H28V154H25ZM53 155H54V153H53ZM59 155H60V154H59ZM2 156H3V154H2ZM33 156H34V155H33ZM57 156H58V155H57ZM57 156H55V157L57 158ZM61 156H62V155H61ZM61 156H59V157L56 159L58 162L61 161V160L63 159V157H61ZM11 157H12V155H11ZM13 157H15V156H13ZM13 157L10 158V156H9L10 159H13ZM31 157H32V156H31ZM31 157H30V158H31ZM37 157H38V156H37ZM55 157H54V158H55ZM239 157H240V159H241V157H242L241 153H239V152H238V154L235 153V155L233 156V159H235V161H236V162H235V161L233 160V161L235 162V164H236V165H235V166H236L235 168H237L238 166L241 167L242 164H243L242 162H240L241 160H239V159H238V160H239L240 164L238 163L237 158H239ZM0 158H1V157H0ZM4 158H5V156H4ZM9 158H8V159H9ZM27 158H29V155H28ZM27 158H26V159H27ZM32 158H33V157H32ZM32 158L30 159V161L36 160V158H35V159H32ZM40 158H38V159H40ZM54 158H53V160H54ZM60 158H62V159H60ZM112 158H113V157H112ZM112 158L110 157V160H113ZM114 158H115V157H114ZM6 159H7V158H6ZM6 159H5V160H6ZM8 159H7L6 161H5L4 159H2V160H4L5 162H9ZM17 159L15 158V159H13V160L15 161V160H17ZM58 159H60V160H58ZM2 160H1V161H2ZM13 160H11V161H13ZM50 160H52V159L50 158ZM56 160H54V161H56ZM83 160H84V162L86 161V159H83ZM28 161H29V160H28ZM43 161H42V162H43ZM78 161H77V162H78ZM23 162H22V163H23ZM39 162H40V161L37 162L38 165H39ZM42 162H41V163H42ZM45 162H44V163H45ZM58 162H56V163H58ZM80 162H81V160H80ZM84 162H83V163H84ZM1 163H2V165H0V167L2 166V169H1V168H0V169H1V171H2V170L6 167V164H4L3 162H1ZM16 163H17V165L20 164V163L18 162V160H17ZM28 163H29V162H28ZM32 163H36V162L34 161V162H32ZM32 163H31V165H32ZM51 163L54 164L52 161H51ZM83 163H79V162H78V164L76 163V164H77L76 166H75V165H71V168H72V166H75V167H74V170H72V171H74V172H72L73 175H74V173H75V176H76V175H78V171H80V170L84 171V169L87 168V166H85L87 162H85L84 164H83ZM14 164H15V163H14ZM23 164H24V163H23ZM23 164H22V166H25V164H24V165H23ZM37 164H36V165L33 164V165H35L34 167H36ZM48 164H49V163H46V165H48ZM232 164H233V162H232ZM238 164H239V165H238ZM8 165H9V164H8ZM10 165H11V164H10ZM10 165H9V168H10ZM28 165H30V164H27V163H26V166H27V167H28ZM33 165H32V167H33ZM40 165H41V164H40ZM43 165H44V164H43ZM46 165H45V166H46ZM237 165H238V166H237ZM20 166H21V165H19V167H20ZM48 166L50 167V165H48ZM231 166H233V165H231ZM40 167H41V166H40ZM40 167H39V168H40ZM9 168H7V171H6L4 174L8 173L9 171H10V174H12V173H11V170H8ZM36 168H37V167H36ZM36 168H35V169H36ZM45 168H48V167L46 166ZM45 168H43V170H44ZM10 169H11V168H10ZM24 169L27 170V168H25V167H24ZM29 169H30V166L28 167V170H29ZM72 169H73V168H72ZM233 169H234V166H233ZM5 170H6V169H4V171H5ZM28 170H27V171H28ZM31 170H33V168H31L30 171H28L29 174H30ZM41 170H42V167H41ZM43 170H42V172H43ZM1 171H0V172H1ZM35 171L37 172V169H36V170H33L34 173H36ZM85 171H86V170H85ZM76 172H77V173H76ZM2 173H3V172H2ZM34 173H33V174H34ZM79 173H80V172H79ZM29 174H28V175H29ZM31 174H32V173H31ZM38 174H41V173H40V172H39V173L37 172V176H38ZM6 175H7V178H8V179H7L4 175H2V177L4 176V178H3L4 184H6V179L9 180V175H8V174H6ZM26 176H27V175H26ZM29 176H32V175H29ZM29 176H28V179H27L28 181L32 180L31 178H29ZM34 176H36V175H34ZM2 177L0 178V181H2V180H1ZM38 177H39V179H40V176H38ZM72 178H73V177H72ZM72 178H71V179H72ZM109 178H110V177H109ZM34 179H35V178H34ZM34 179H33V180H34ZM36 179H38V178H36ZM39 179H38V182L41 181V180H39ZM41 179H42V178H41ZM74 179H75V177H74ZM74 179H73V180H74ZM73 180H71V181L73 182ZM46 181H47V180H46ZM9 182H10V180H9ZM38 182H37V183H38ZM31 183H32V182H31ZM37 183L34 182L35 187L38 185ZM41 183H43V184L45 185L46 182L44 183V182L42 181ZM41 183L39 182L40 185L37 186V188H38V187H42ZM2 184H3V183H2ZM4 184H3V185H4ZM8 184H9V183H8ZM90 184H91V183L89 182V183H88V186H87L86 184H85V186L89 187ZM104 184H105V183H104ZM104 184H103V183L101 184V186L103 185V186H102V189H103L102 192H105V191H106L105 188H104V186H106V185H104ZM3 185H2V186H3ZM31 185H32V184H31ZM92 185H93V183L91 184V186H92ZM99 185H100V184H99ZM0 186H1V183H0ZM2 186H1V188H2ZM8 186H9V185H7L6 187H8ZM91 186H90V187H91ZM93 186H95V184H94ZM93 186H92V187H93ZM90 187H89V188H90ZM95 187H96V186H95ZM1 188H0V190H1ZM78 188L81 189L80 187H78ZM89 188H84V186H83V190H84V191H86V189L88 190V192L86 191V193H88L89 196H90V194L92 193V191H93L92 196H95V194H94V193H95V192H94V189L97 191V189H99V186H97V189H96V188H94V189H93V188L89 189ZM7 189H8V188H6V190H7ZM74 189L77 190V193H79V191H80V192L83 191V190H79V191H78V189H76V188H74ZM100 189H101V187H100ZM3 190H5V189H2V191H3ZM6 190H5V191H6ZM9 190H10V189H9ZM9 190H7V192H8L9 194H10V191H14V189H13V190L11 189L10 191H9ZM38 190H39V189H36L35 191H38ZM65 190H66V189H65ZM67 190H68V189H67ZM67 190H66V191H67ZM75 190H74V193H75ZM90 190H92V191L89 192ZM107 190H108V189H107ZM182 190H183V188H182ZM84 191H83V192H84ZM184 191H185V190H184ZM68 192H69V191H68ZM185 192H186V191H185ZM3 193H4V192H2V194H3ZM5 193H6V192H5ZM39 193H40V190H39ZM62 193H63V192H62ZM71 193H73V192H70V194H71ZM74 193H73V194H74ZM86 193H84L85 196L81 193L82 195L79 196L80 198L78 197V199H74V198H72V201L68 200V201H70V202H69V203L67 202L68 205H67L66 207L68 208V206L70 207V205H72L74 208H73V207H70V209L72 208V209L70 210V212L73 211L74 214H73V213H70V215H69L68 212L66 213V211H65V214L68 215V216H66L65 214H63V215H65V216L67 217V219H68V220H65V223H66V224L64 223L65 225H68V226H69V224L67 223L68 221H69V222L71 221L72 223H74V222L76 221V220H75V219H76V212H77V211L79 212V210L81 209V207H75L74 205H76V204H73V201L75 200L77 204H78L80 201L82 202V200L86 201L85 198H87L86 195H88V194H86ZM105 193L107 194V191H106ZM111 193H113V191H111ZM2 194H1V191H0V195H1V196H2ZM11 194H12V195H11ZM11 194H10L11 196L9 195V196H10V199L12 198V196L17 195L15 192H14V195H13V193H11ZM35 194H36V193H35ZM37 194H38V193H37ZM60 194H61V193H60ZM93 194H94V195H93ZM96 194H97V196H98V195L101 194V193L97 192ZM103 194H104V193H103ZM118 194H119V192H118ZM63 195H65V196L67 195V196H66L67 198L72 197V195L68 196L69 194H63ZM63 195H62V198H61V195H60L59 197H60L61 199H63V200L65 199V201H67V198H66V197L64 198ZM74 195H75V197H77L76 194H74ZM4 196H5V195H4ZM6 196H7V195H6ZM18 196H20V195H18ZM18 196H17V197H18ZM37 196H39V195H37ZM41 196H44V195L41 194ZM45 196H46V195H45ZM92 196H90V197H92ZM97 196H96V199H97ZM106 196H107V195L104 194V197H106ZM109 196H110V194H108V197H109ZM111 196L113 197V194H112ZM14 197H16V196H14ZM99 197H101V196H99ZM104 197L102 196V199H103ZM112 197H111V198H112ZM3 198H4V197H3ZM3 198L0 197V199H3ZM6 198H7V197H6ZM8 198H9V197H8ZM8 198H7V199H4V200H1L0 202L3 203L4 201H8ZM92 198H93V197H92ZM10 199H9V200H10ZM37 199H40V198H37ZM42 199H44V198H42ZM42 199H41V200H42ZM70 199H71V198H70ZM96 199H95V200H96ZM100 199H101V198H100ZM104 199H106V198H104ZM104 199H103V201H102L103 204L101 203V205H105V207H106V208L104 209V211H101V209L104 208V206L102 207L101 205H98L99 207H95L96 209H99V208H100L99 211H101L102 213L106 212L107 205H108V208H109L108 210H109V211H111V210L113 209V208L111 209V207H109V205L111 206V204H109L110 202L107 201L108 204L105 202L108 198H107L105 201H104ZM11 200H13V198H12ZM11 200H10V201H11ZM44 200H46V197H45ZM89 200H90V198H89ZM65 201H62V202H65ZM84 201H83V202H84ZM96 201H97V200H96ZM59 202H60V201H59ZM59 202H58V204H59ZM62 202H61V203H62ZM71 202H72V204H71ZM83 202H82L81 204L79 203L80 206H82V207H83V205H86V202H84V203H83ZM89 202H91V201H89ZM98 202H99V204H100L101 201L98 200ZM7 203H9V202H7ZM74 203H75V202H74ZM91 203H92V202H91ZM104 203H105V204H104ZM111 203H112V202H111ZM3 204H4V203H3ZM3 204H2V205H3ZM5 204H6V203H5ZM82 204H83V205H82ZM88 204H89V203H88ZM94 204H95V203H94ZM13 205H14V204H13ZM62 205H64V204H62ZM89 205H91V204H89ZM92 205H93V203H92ZM92 205H91V207H92ZM112 205H113V204H112ZM3 206H4V205H3ZM5 206H6V205H5ZM8 206H11V205L9 204ZM8 206H6V207H8ZM14 206H15V205H14ZM64 206H65V205H64ZM76 206H77V205H76ZM78 206H79V205H78ZM59 207H60V208H59ZM59 207H58L59 210L57 209L58 212L61 211V209H62V208H61V207H62L61 205H60ZM84 207H85V206H84ZM87 207H90V206H87ZM87 207H86V209H87ZM91 207H90V208H91ZM8 208H9V210H10V212H11V207H8ZM79 208H80V209H79ZM180 208H181V207H180ZM180 208H179V209H180ZM78 209H79V210H78ZM115 209H116V207H115ZM117 209H120V207L117 208ZM47 210H48V212H50V213H48V214H50V215H49V216H44V217L51 218L50 216H51L52 213H53V212L51 213V211H53V210L50 211L49 209L45 208L44 212H43V211H42V212L45 213V215H48V214H46V213H47ZM62 210H64V208H63ZM65 210H66V209H65ZM84 210H85V208H84ZM120 210H121V209H120ZM120 210H118V211H120ZM123 210H124V208H123ZM57 211H54V212H57ZM67 211H68V209H67ZM95 211H97V210H95ZM116 211H117V210H116ZM13 212H16V211H13ZM63 212H64V211H63ZM82 212H83V208H82V210H81L80 213L82 214ZM123 212H124V211H123ZM179 212H180V211H179ZM179 212H178V214H180ZM18 213H19V212H18ZM18 213H17V214H14V213H13L12 215H13V216L15 215V216L18 217ZM93 213H94V212H93ZM107 213L110 214V213H112V212H108V211H107ZM114 213H115V212H114ZM53 214H54V216H56L55 213H53ZM77 214H78V213H77ZM84 214H85V212L82 214L83 217H84ZM105 214H106V213H105ZM119 214H120V213H119ZM178 214H177V215H178ZM12 215H11V216H12ZM82 215H81V216H82ZM95 215H96V213H95ZM187 215H188V214H187ZM26 216L29 217L28 214H27ZM30 216H31V215H30ZM65 216H63V217H65ZM96 216H97V215H96ZM96 216H95V217H96ZM101 216H102V215H101ZM101 216H100V219L102 220ZM104 216H105V215H104ZM108 216H109V215H108ZM20 217H21V214H20ZM66 217H65V218H66ZM93 217H94V214H93ZM102 217H103V216H102ZM2 218L5 219V215H4V217H2ZM10 218H11V217H10ZM12 218H14V217H12ZM12 218H11V219H12ZM52 218L55 219V217H52ZM57 218H58V217H57ZM65 218H64V219H65ZM84 218H85V217H84ZM97 218H98V216H97ZM105 218H106V216H105ZM107 218H108V217H107ZM14 219L16 220L17 218H14ZM19 219H21V218H19ZM28 219H29V218H28ZM30 219H31V217H30ZM30 219H29V220H30ZM53 219H52V222H54ZM59 219H61V218H59ZM62 219H63V218H62ZM82 219H83V218H82ZM103 219H104V218H103ZM108 219H109V218H108ZM108 219H107V220H108ZM15 220H14V222L17 223V221H15ZM48 220H51V219H48ZM56 220H57V219H56ZM56 220H55V222H56ZM74 220H75V221H74ZM95 220H96V218H95ZM95 220H92V221H89V222L87 221V222H86V223H87L86 226H84V228H83L84 230L81 229V228L83 227V226L81 227L82 224H80L79 227H77L76 229H73V230L76 231L75 234L77 233V236L79 235L77 238L73 235L74 233H73L72 231L66 230L67 228H65V227H67V226L64 225L65 227H64V226L62 227V226H61V225H62L61 222H60V223L58 222V226H54V225H51V224H50L49 227H47V228L45 229V232L42 233L43 235H42L41 237L39 236L41 233H40L39 235H36V234H33V235H32V234L29 233V232L31 231L30 228L28 229V228L26 227V225H21L22 227L25 226V228L27 229V231L25 230L27 233L24 232V233H21V234H20V235H23V236H24L23 238L21 237V238H22V239H21V240H22V241H21L22 245H20V243H18V245H20L21 247L17 246V244H16L17 240H16V242H15V241H12V240H11L12 242H10V243H13V242H14L15 244H14V243H13V244H10V243L8 244V243H7L6 245H4L3 242H1V241H2V240H1L0 243H2L3 246H0V261H12V260H15L16 255L19 253V251L17 252V250H19V248H21L22 250L25 249L24 253H26V252H27L26 249L28 248V247L26 246V245H28V244H26V242H27V243H28V242H29V243H32V244H31L32 247H33L34 245H36L35 243H39V244H40V248L42 249V251H40V254H39V255H36V254H35V256H36L37 259L40 260V261H46V259L49 258V257L51 256L50 254H52V253L54 254V253L56 252L55 250H57V249H55V248L58 246V248H60V250H61V247L64 246V245H66V244H64V243L67 242L68 239H71V238H72V240H73V239H76L75 241H72V244H73V245H74L73 242H75V243L81 242V241H82V237L85 236V234H84L85 231H86V230H87V231H88V230H91L92 227H93V229H94V226H92L91 224H92L93 221H95ZM97 220H98V221H97L98 223H96V225H98V226H102V224H100L101 221L99 220V218H98ZM1 221H2V220H1ZM11 221H12V220H11ZM59 221H60V220H59ZM99 221H100V222H99ZM105 221H106V219H105ZM198 221H199V220H197L196 222H198ZM9 222H10V221H9ZM14 222H13V223H14ZM20 222H21V220H20ZM55 222H54V223H55ZM80 222H81V221H80ZM80 222H79V220H78V223H80ZM91 222H92V223H91ZM10 223H11V222H10ZM10 223H9V224H10ZM13 223H11V224H13ZM82 223L84 224L85 222H82ZM102 223H103V222H102ZM107 223H108V221H107ZM200 223L202 224V221H201ZM11 224H10L9 226H12ZM74 224H75V223H74ZM74 224H73L72 226H74ZM104 224H105V223H104ZM104 224H103V225H104ZM36 225L38 226V224H36ZM59 225H60V226H59ZM75 225H77V224H75ZM93 225H94V224H93ZM5 226H6V225H5ZM37 226H36V227H37ZM36 227L34 226V227H33V230L36 229ZM38 227H40V225H39ZM70 227H71V225H70ZM90 227H91V228H90ZM103 227H104V226H103ZM150 227H151V226H150ZM150 227H149V228H150ZM25 228H23V229H25ZM95 228H98V230H99V227H95ZM152 228H154V227H152ZM162 228H163V227H162ZM8 229H9V227H8ZM37 229H38V228H37ZM40 229H41V228H40ZM70 229H72V227H71ZM77 229H80L81 232L83 231L82 233H83L84 235L81 234V232H79L80 230L78 231V232L80 233V234H79V233L77 232ZM93 229H92V230H93ZM102 229L104 230V228H102ZM146 229H147V228H146ZM146 229H145V230H142V228H137V229L135 228V229H133V231L135 232L134 237H132V239H131V237L127 236V240L125 239V244L127 243L128 247H129V248H128V247H126V245H125L124 248H127V251H125L126 249L122 251V252H124V251L126 252V253H125V256H124V257H126V259H125L126 261H131L130 259L133 260V258H135L136 261H147L148 258H150L151 261L156 262V260H157L156 257H158V255H160V258L158 257L159 259H161V257L163 256V255H162V252H163V251H162V250H159V251H158L157 249H158L160 246H161L162 249H163V247L165 248V246H166L169 242L173 241L172 237H174V236H173V235H170V238H168V236H166L167 233L165 232V233H163V234H165L164 236L166 237V240H164V239H165L164 237H163V238L161 237V239L159 238V240H163L162 242L160 241V243H161V244L159 243L160 245H159L158 243H156V240H155V243L158 244V245L155 246V247H153L152 249H150V250H149L150 252H149V251L147 250V248H145V246H143V248H142V245H141L142 242L145 243V241L147 242V240L149 241V239L151 238V233L149 234V232H148ZM150 229H151V228H150ZM10 230H11V229H10ZM17 230L20 231V228L17 229ZM29 230H30V231H29ZM38 230H39V229H38ZM21 231H22V230H21ZM23 231H24V230H23ZM23 231H22V232H23ZM28 231H29V232H28ZM149 231H150V230H149ZM163 231H164V230H163ZM165 231H166V230H165ZM17 232H18V231H17ZM32 232H33V231H32ZM32 232H31V233H32ZM39 232H41V231H39ZM93 232H94V233L96 234V236H97V235L99 234L100 231L97 232V229H94ZM34 233H36V232H34ZM157 233H160V231L157 232ZM157 233H156V234H157ZM9 234H10V233H9ZM17 234H18V233H17ZM37 234H38V233H37ZM133 234H134V233H133ZM156 234H155V235H156ZM11 235H12V234H11ZM15 235H16V232H15ZM20 235H18V236H19L18 239H20ZM71 235H72L73 237H72ZM160 235H161V234H160ZM13 236H14V235H12L11 237H13ZM99 236H100V234H99L97 237H99ZM14 237H15V236H14ZM69 237H71V238H69ZM74 237H75V238H74ZM85 237H86V236H85ZM159 237H160V236H159ZM0 239H2V238H0ZM7 239H9V236L7 237ZM12 239H14V238H12ZM103 239L106 240L105 243H103L104 240H103V241L101 240L102 243L104 244V246H103V248H104V251H103V252H104V256L102 255L103 252L99 254L100 256L97 254L98 257H95V253H94V256H93V257H95V258H94V261L96 260L97 262H99L98 264H100V263H101V264H114L113 262H116V263H117L119 260H115V259H117L116 255H117V256H120L122 252L120 253V252L117 250V246H116L115 244H111V242L108 241L107 236H103ZM154 239H156V238H154ZM260 239L262 240V238H260ZM4 240H5V239H4ZM79 240H81V241H79ZM95 240H96V239H95ZM98 240H99V238H98ZM25 241H26V242H25ZM150 241H153V240L150 239ZM150 241H149V242H150ZM157 241H158V240H157ZM19 242H20V241H19ZM99 242H100V241H99ZM99 242H98V244H99ZM93 243H94V242H93ZM140 243H141V244H140ZM72 244H71V245H72ZM91 244H92V243H91ZM103 244H101V245H103ZM147 244H148V242H147ZM24 245H25V247H22V246H24ZM37 245H38V244H37ZM73 245H72L71 247H68V248L65 247V248H64V250H65V254L63 253V255H65V258H66V260H67V263H66V264H79V261H81V260H77V259H80V257L78 258V256H76V255H78V254H76V253L73 252V251L75 250V249L72 250ZM77 245H78V244H76V246H77ZM92 245H93V244H92ZM144 245H146V243H145ZM163 245H164V246H163ZM29 246H30V245H29ZM31 246H30V247H31ZM38 246H39V245H38ZM76 246L74 245V247H76ZM90 246H91V245H90ZM96 246H98V245H96ZM99 246H100V245H99ZM139 246H141V247H139ZM152 246H153V245H152ZM262 246H263V245L261 244V247H262ZM17 247H19V248H17ZM26 247H27V248H26ZM138 247H139L141 250H140ZM147 247H148V246H147ZM76 248H77V247H76ZM91 248H92V247H91ZM91 248H90V250H88V248H87V251H89V256H91V253H92V249H91ZM93 248H94V247H93ZM103 248H102V249H103ZM167 248H168V247H167ZM21 249H20V250H21ZM138 249H139V251H141V253L138 251ZM142 249H144V250L146 249V250H145L146 252L143 251ZM22 250H21V252H22ZM58 250H59V249H58ZM58 250H57V251H58ZM64 250H63V251H64ZM136 250H137L139 253L136 252ZM165 250H166V249H165ZM87 251H85V253H87V257H88V252H87ZM117 251H118V253H117ZM142 251H143V252H142ZM147 251H148L149 253H148ZM151 251H152V252H151ZM155 251H158V252L156 253ZM166 251H167V250H166ZM93 252H94V251H93ZM95 252H96V251H95ZM53 254H52V255H53ZM21 255H22V254L17 255V256H19V257L23 260V259L26 257V254H25V257H23V258L21 257ZM27 255H28V254H27ZM33 255H34V254H33ZM84 255H85V254H84ZM97 255H96V256H97ZM130 255H131V256H130ZM148 255H149V257H148ZM53 257H54V256H53ZM17 258H18V257H17ZM88 258H89V257H88ZM90 259H91V258H90ZM16 260H17V259H16ZM18 260H20V259H18ZM25 260H26V259H25ZM92 260H93V259H91V261H92ZM114 260H115V261H114ZM88 261H89V260H88ZM91 261H90V263H91ZM122 262H123V260H121L118 264H122ZM124 262H125V261H124ZM124 262H123V264H124ZM116 263H115V264H116ZM94 264H95V263H94Z\"/></svg>", "mask_w": 264, "mask_h": 264}, {"label": "snow or ice", "instance_id": "obj_3", "mask_svg": "<svg viewBox=\"0 0 264 264\" xmlns=\"http://www.w3.org/2000/svg\"><path fill=\"white\" fill-rule=\"evenodd\" d=\"M262 5H264V0H262ZM18 7L17 5H12L9 3H5L4 0H0V8L4 10L5 13V46L6 49L8 48L9 41L14 39L13 34L9 31L10 25H11V12L10 10ZM227 7V6H225ZM261 19L262 23H264V10H262L261 13ZM262 55H264V52H262ZM6 102L12 103L14 102V89L9 87L6 83ZM7 106V104H6ZM261 112H262V120H264V98L261 100ZM222 122L223 120H236L235 114L232 112L230 108H225L223 110V115L221 118ZM215 131V129H213ZM243 131V129H242ZM192 134L194 137L198 136L197 129L195 126L192 127ZM212 133H208L209 136H211ZM239 143V141H237ZM229 143H224L222 145V148L225 152L229 149ZM261 188H262V195H264V152H262V170H261ZM12 213L9 209H5V221H6V229L9 227V220ZM261 230L264 232V220H262L261 224ZM0 264H50V262L47 261H40V260H12V261H0ZM83 264H87V262H83ZM124 264H172V262L168 261H126ZM174 264H194V262H187V261H176ZM224 264H233V262H224ZM247 264H255V262H247ZM259 264H264V259H261Z\"/></svg>", "mask_w": 264, "mask_h": 264}]
</instances>
